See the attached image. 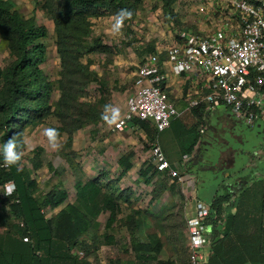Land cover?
Returning <instances> with one entry per match:
<instances>
[{
  "label": "trees",
  "instance_id": "16d2710c",
  "mask_svg": "<svg viewBox=\"0 0 264 264\" xmlns=\"http://www.w3.org/2000/svg\"><path fill=\"white\" fill-rule=\"evenodd\" d=\"M160 1L167 4L169 0ZM34 3L33 12L39 9L50 17L59 69L57 78L52 80L41 68L45 60V46L41 39L46 36V28L37 24L32 15H22L12 1L0 0V48L9 56V60L0 66L1 161L4 160V147L8 140H14L19 151L23 145L24 128L35 127L50 116L58 121L51 126V132L54 136L66 133V145H69V135L73 130L95 119V109L89 103L78 102L86 84L95 78L94 73L88 70V62H82L83 57L106 48L98 36L88 38L91 19L108 15L116 17L121 9H126L132 15L123 22H129L134 19L141 0H41ZM53 89H57L59 94L52 102ZM34 156L31 165L37 168L40 165L38 152ZM126 158L122 156L119 160L123 170L129 166ZM20 163L18 161L11 166L0 164V185L9 180L14 185L13 193L5 197L2 204L11 200L10 215L22 225L17 230L0 233V264H87L74 253L76 249L82 250L83 254L89 252V244L79 240L78 236L87 231L90 215L95 214L99 206L108 212L106 223L114 220L120 212L117 200L121 197L127 199V190H112L108 185H100L97 178L89 181L77 191L74 203L67 204L58 212L59 219L68 228L65 232L68 235L58 236L52 221L45 219L39 210L60 204L64 191L53 186L35 198L36 183L29 177L28 169L19 166ZM149 170L151 165H147L140 174L145 175ZM222 187L223 191L219 192L217 188L211 197L204 221L211 238L206 264H264L263 183L256 180L236 193L226 185ZM78 204L87 207L82 210ZM232 207L235 211L231 213ZM251 207L258 209L259 214L254 227L256 240H237L233 235V231L238 229L235 224L240 225L242 209ZM5 218L7 216H0V219ZM221 220L223 227L220 226ZM139 221L138 211L123 217V223L130 232L131 250L137 258H152L155 254L146 253L157 252L160 243L154 235H148L149 238L142 242L134 236L140 230ZM23 236L27 237L26 241L22 240ZM156 263L172 264L171 261L160 260Z\"/></svg>",
  "mask_w": 264,
  "mask_h": 264
},
{
  "label": "crops",
  "instance_id": "0c3cea01",
  "mask_svg": "<svg viewBox=\"0 0 264 264\" xmlns=\"http://www.w3.org/2000/svg\"><path fill=\"white\" fill-rule=\"evenodd\" d=\"M10 1H12L15 6H25V8H28L30 11L33 10V4L36 0ZM199 1L200 0L195 4H192L191 7H189L190 5L188 3L186 6L187 9L184 6L186 14L180 16V18L175 16L176 20H169L168 25L166 26L155 21L157 27L155 26L154 34H148V32L140 29L142 23L144 24L143 21H145V26L147 25V27L151 26V23L147 24L149 21L148 19L141 20L139 17V7L135 11L134 19L129 22H123V25L119 30L115 28V16L108 15L96 18L95 21L98 23V27H95L98 34L97 36L106 48L101 52H92L84 57L82 62H88V70L94 73L95 78L88 82L87 87L84 88V92L81 95V99H85L87 102H92L90 105L95 109L96 116L92 122L73 130L69 135V148L76 153V156L73 158L74 162L70 165L67 159H65V165H62L61 167L63 177L60 181L54 182L52 185V187L57 186L64 191L63 201L56 206H47L40 208L39 210L41 213L45 212V215L43 214V217H46L45 219L49 218L48 220H50L51 216L49 215V217H47V213L53 212L56 214L57 211H61L67 204L74 203L75 198L77 197H75V194L73 201H66L70 189H72L74 193H77L83 185L96 178L100 184L102 179L110 183L112 180L125 181L128 178L135 179V177H133V175H135L137 177L136 179H140L139 184L145 186L157 180L158 192L162 190L170 191V189L176 185L185 199V202L179 205L166 206L161 209L167 211L164 216L172 214L174 217L178 218V229L183 238L181 242L182 248L179 250V247L177 248L175 245L176 242L173 238V230L165 233V242L161 240L158 230L149 232L144 230V228L149 226L145 220L144 211H148L147 209L152 210V208H150L151 206L148 205V202L146 201L147 197L143 198L144 203L135 205L125 214H121L122 209L119 206L120 212L116 214V217L110 223H106L108 212L99 206V209L95 211V214L92 216L90 215L89 226L87 229L89 232H85L86 234L83 236L82 234L84 233H81L78 236L79 240H84L87 244L90 243V240L88 239L89 235H93V229L95 226L99 225L98 216L103 213L106 215V218L104 223H102V226L107 232H105L104 236L103 234L101 236L103 237L102 243L108 244L111 242L115 247H118L120 253L115 252L117 254H123L122 251L128 254H133L129 242L130 232L123 223V217L126 214H132L133 211H138L140 213V230L137 232V235L134 236H137L139 241L142 242L149 238L148 235H154L160 243L157 252H149L146 254H181L180 251L182 249L183 254H187L188 257L185 219L192 214L195 201L203 202L196 193L198 171L208 169L221 172V176H218V179L221 177L220 183L218 184L219 188L217 187L219 192L223 191L222 185L227 186L228 183L240 184V189L256 180L264 182V174L261 175L259 173L252 177L248 174H241L231 178L233 174L230 172V168L234 163L231 153L221 152L220 155L216 156L214 159L212 158L213 160L208 159L209 156H212L214 147L212 146V143H207L205 139L206 137L204 133L208 127L211 128L215 136L218 125L227 126L230 134L234 136L235 139H240V133L235 131L233 126L234 124L245 125L240 120L233 118L228 110L222 105L210 108L205 103H201L196 107L185 110L180 116L173 118L169 125L161 131L155 129L154 123L150 119L138 120L136 118L126 122V125L119 130L112 129V123L122 117L125 111V99L132 93L133 78L139 62L143 60L144 57L149 55L155 56V64L159 71L164 74V80L160 83V87L164 92L168 103L172 104L177 110H182L185 107L189 96H193L191 92L196 88L194 76L190 73H175L171 68V63L168 61L167 50L172 44L179 40L178 32L181 30L191 29L194 31L210 33V31L219 27L217 12L213 9L214 6L212 5V2L210 0H201L203 3L200 6L201 2ZM200 7H202L201 10H199ZM28 15L31 14L29 13ZM205 91L206 90H202L201 93H204ZM210 117L215 118L216 124H214L217 126H207V121ZM199 121L200 123L198 124ZM200 126L203 128L202 133L199 132ZM245 127L249 131H254L256 129L258 135L260 130L262 135L260 138L257 134L256 136H253L255 138L254 141L256 146L251 151L250 161L252 162L253 159L255 161L264 160L263 125L258 122L252 127L247 125H245ZM38 130L37 126L33 127V130L30 132L31 135L34 134L33 136H36ZM233 131L236 133L234 134ZM168 132H170V135ZM67 136L66 133L62 132L59 135L60 142L65 143ZM247 138L250 139L252 137ZM149 143H155L161 150L164 160L172 168L176 169L180 174L186 177V180L183 183H177L175 179L169 178L164 172L156 170L155 166L148 159ZM88 148L90 149L89 151L93 152L92 154L95 155L96 161L94 163H96V166L93 165L92 161L87 162L88 155H82ZM126 151L129 152L126 153ZM122 156L127 157L126 160L129 164L125 170L122 169L119 162ZM112 162L115 166L109 167L108 164H111ZM40 165L37 168L43 167ZM147 165H151V170L145 175H141L140 172L144 170ZM44 167L46 171L47 166ZM108 169L115 170L114 174L107 171ZM161 184H163L164 187H162ZM116 188L118 190L123 189L120 186L119 188ZM217 188L214 189L213 194ZM129 189L133 190V187L131 186ZM229 189L231 190V188ZM140 196L144 195L141 194ZM206 204L209 206V202ZM78 207L85 210L87 205L78 204ZM173 207L174 210H172L171 213L168 212V210L170 211ZM161 209L159 208L156 211H160ZM242 210V218L240 219V222L238 221L240 225L237 223L235 224L238 229L233 231V235L237 240L249 238V240L255 241L254 227H256L258 223V209L251 207L247 209L243 208ZM234 211L235 209L233 207L230 208L231 213ZM244 216L246 217L245 219ZM223 224L224 222L221 220L220 226L223 227ZM115 225H120L121 228L118 229L117 232L115 230L108 232V228ZM65 226L67 227V224H65ZM207 230L208 228L206 227L205 231L208 238V245L199 251L205 260L204 264L207 262L211 241ZM88 233L90 234L87 236ZM220 236L221 232L218 234V237ZM105 239L107 242H105ZM90 247L88 248L89 251L91 249ZM116 250L118 249L116 248ZM74 253L79 259L84 256L83 251L79 249H76Z\"/></svg>",
  "mask_w": 264,
  "mask_h": 264
},
{
  "label": "built area",
  "instance_id": "2783aa9c",
  "mask_svg": "<svg viewBox=\"0 0 264 264\" xmlns=\"http://www.w3.org/2000/svg\"><path fill=\"white\" fill-rule=\"evenodd\" d=\"M210 1L219 27L210 33L181 30L179 40L167 50L175 73L194 76V97L189 96L182 110L168 103L160 87L164 74L155 64V56L149 55L139 62L132 93L125 99V111L112 123V129L119 130L136 118L150 119L155 129L161 131L173 118L201 103L210 108L222 105L245 125L252 127L260 122L264 127V0ZM202 90L206 91L201 93ZM199 132H203L201 126ZM148 159L156 170L177 183L186 180L164 160L155 143H149ZM2 187L6 197L13 193V183L5 182ZM208 212V204L195 201L192 214L185 219L190 264H204L199 251L208 245L204 223ZM22 239L26 241L27 237Z\"/></svg>",
  "mask_w": 264,
  "mask_h": 264
},
{
  "label": "rangeland",
  "instance_id": "374dc122",
  "mask_svg": "<svg viewBox=\"0 0 264 264\" xmlns=\"http://www.w3.org/2000/svg\"><path fill=\"white\" fill-rule=\"evenodd\" d=\"M36 1L40 2L41 0H36ZM197 2L198 0H169L167 4H163L160 0H141V4L139 5V17L141 18L142 21L144 19H148L149 21L147 24L151 23V26L149 27H147V25L145 26V21H143L144 24L142 23L140 29L142 31L148 32V34H154L155 26L157 27L155 21L160 22L166 26L168 25L169 20L170 21L176 20L175 16H177V18L178 17L180 18V16H184L186 14L184 10L185 8L187 9L186 6L188 5V3L190 5L189 7H191L192 4H195ZM15 8H18L20 13L25 17L30 16L28 15L30 13L34 17V20L37 24L42 25L46 28V32H47L46 36L41 39L43 45L45 46V60L41 64V68L49 79L55 80L57 78V73L59 69V60H58L57 52L55 50V44H54L55 34L53 31V25L51 23L50 17L46 15L45 12L39 9L35 13L32 10L29 11L28 8H25V6L24 7L15 6ZM95 20H96L95 18L91 19V24L88 33L89 39L96 37L98 35L95 28L96 26L98 27V23ZM8 60H9L8 53L4 49L0 48V66H3ZM87 85L88 84H86L84 88H86ZM58 92L59 91L57 89H53L51 94L52 102L57 99L59 94ZM78 102L89 103V104L92 103L91 101L87 102L85 99H81V96L78 98ZM57 123L58 121L56 120V118L54 116H50L46 118L42 123L36 125L39 129L36 133V136H33L34 134L31 135L30 133L31 130H33V127L24 128L22 133L21 139L23 141V145L21 146L19 151L22 152L23 155L20 159L21 163L19 166L22 165L24 168L28 169L29 177L35 181L36 188L33 194L37 199L40 196H42L46 191H48L52 187L54 182L60 181V179L63 177L61 167L62 165H65L64 163L65 159H67L68 163L72 165V163L74 162L73 158L76 156L75 155L76 153L74 151H71L69 145L66 146V144L60 142L59 136H54V139H50V135H49L50 128L51 126H54ZM199 123L200 121L198 122V124ZM214 123H215V118L210 117L207 121V126L215 125L216 123L215 124ZM217 127L218 129L215 136L210 127H208L204 133L206 137L205 138L206 142L212 143V146H214L212 151V156H209L208 159H212V158L214 159L216 156L220 155L221 152L231 153V156H233L234 159V163L230 168V172L233 174L231 178H234L236 175H241V174H248L251 177L256 175L257 173L261 175L264 174V160L255 161L253 159L252 162L250 161L251 151L256 146L255 145L256 143L254 141L255 138L253 137L254 135L256 136L257 134L256 129L254 128L255 129L254 131H249L243 124H234L233 129L240 133V134L237 133L240 135V139L237 138L235 139L234 136L230 134V131L228 130L227 126L218 125ZM169 133L170 132H168V134ZM235 133L236 132H234V134ZM257 136L259 138L262 136L260 130H259V135L257 134ZM247 137H252V138L249 139ZM90 149L89 148L86 149L84 154L82 155L83 156L88 155L87 162L92 161L93 165L96 166V163H94L96 161L95 155L92 154L93 152L89 151ZM2 152H3V147L0 144V164H3L4 161V160L1 161ZM35 152H38L37 158L38 160L41 161L40 166H43L42 168H33L31 165V159L32 157H35L34 156ZM128 152L129 151H126V153ZM3 166H5V163L3 164ZM44 166H47L46 171ZM108 166L114 167L115 165L112 162L111 164H108ZM66 171H70V170H66ZM107 171L111 172L112 174H114L115 172V170L113 171V169L111 170L108 169ZM220 174L221 172L211 171L208 169H203L197 172L196 193L197 196L203 202L205 203L209 202L210 197L214 192V189H216L218 187V184L220 183L221 177L218 179V176ZM133 177H135V179L128 178L125 181L112 180L110 181V183L102 179L100 184L106 186L108 185L109 188L112 190L115 189L116 187L119 188V186L127 190L125 192L127 195V199L121 197L117 200L119 206L122 209L121 214H125L129 212L131 208H133L135 205L144 203L143 198L147 197L146 201L148 202V205L151 206L150 208H152V210L147 209L148 211L146 212L144 211L145 220L149 224V226L144 228V230L148 232L158 230L161 236V240L164 242L166 241L165 233L167 231L170 232V230H173L174 232L173 238L174 241L176 242L175 245L177 246V248L179 247L180 250V248H182L181 242L183 238H182V234L179 232L178 229V224H179V221H177L178 218L174 217L172 214L168 216H164L167 213V211L161 209L166 206L179 205L185 202V199L180 193L179 188L175 185L172 187V189H170V191L162 190L158 192L157 190L158 183L156 182L157 180L145 186L139 184L140 179H136L137 177L135 175H133ZM6 182L13 183L11 180ZM262 183L264 186V182ZM2 186L3 184L0 185V216L5 215L7 216V218L0 219V233H3L4 231L9 229L17 230L22 226L16 219L11 217L10 215L11 214L10 204L12 203L11 200H9L5 205L2 204V200L6 197ZM131 186L133 187V190L129 189ZM227 187L231 188V190H233L234 192H237L240 187V184L228 183ZM74 194L76 197L77 193H74L73 190L70 189L66 197L67 199L66 201L68 202L73 201ZM141 194L144 196H140ZM159 208L161 210L156 211ZM172 210H174V207L170 211L168 210V212L171 213ZM58 212L59 211H57L56 214H54L53 212L51 213L49 212L46 214V216L47 217H49V215L51 216L50 221H52L53 223L54 231L56 232V234L58 236H65L66 234L65 232L67 231L68 228L65 226V222L59 219ZM41 214L45 215V212ZM105 216L106 215L101 213L98 216L99 225L95 226V228L93 229V235L90 233L87 234V236L90 234L88 239L90 240L89 244L92 247H90L91 249L88 254H84V256L81 255L83 256L82 259L85 260L87 264H157L156 261L158 260L160 261L172 260L171 262H173V264H189L187 259L188 258L187 254H183L182 249L180 251L181 254H156L152 259L137 258L135 254H128L123 251H122L123 254L115 253V252H119L118 247H115L111 242L108 244L102 243L103 237L101 236L102 234L104 236L105 232H107L106 229H104L102 226V223H104L106 218ZM263 223H264V211H263ZM120 228H121L120 225L111 226L108 228V232L114 230L117 232L118 229ZM86 232L89 231L87 230ZM85 234L86 233L82 234V236ZM116 248L118 250H116Z\"/></svg>",
  "mask_w": 264,
  "mask_h": 264
},
{
  "label": "clouds",
  "instance_id": "9594fccd",
  "mask_svg": "<svg viewBox=\"0 0 264 264\" xmlns=\"http://www.w3.org/2000/svg\"><path fill=\"white\" fill-rule=\"evenodd\" d=\"M132 13L129 10L121 9L116 15L115 28L119 30L122 27L125 18H130ZM50 139H54V133L50 130ZM23 153L18 151V146L14 140H8L4 147V162L6 166H11L20 161Z\"/></svg>",
  "mask_w": 264,
  "mask_h": 264
}]
</instances>
